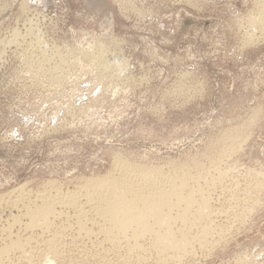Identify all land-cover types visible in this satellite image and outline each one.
<instances>
[{"label": "rangeland", "instance_id": "374dc122", "mask_svg": "<svg viewBox=\"0 0 264 264\" xmlns=\"http://www.w3.org/2000/svg\"><path fill=\"white\" fill-rule=\"evenodd\" d=\"M262 9L264 0H0V248L24 243L0 264H264ZM120 159L205 182L212 216L191 234L204 223L211 236L159 260L147 236L130 254L93 223L91 236L77 232L71 205L57 204L50 229L24 227L21 203L81 194L91 178L117 175Z\"/></svg>", "mask_w": 264, "mask_h": 264}, {"label": "bare ground", "instance_id": "6f19581e", "mask_svg": "<svg viewBox=\"0 0 264 264\" xmlns=\"http://www.w3.org/2000/svg\"><path fill=\"white\" fill-rule=\"evenodd\" d=\"M262 11L261 12L264 16V9H262ZM106 64L104 65L105 68L107 66H110ZM123 68L124 65H122L121 63L117 64L115 72L121 73V71L123 72ZM125 161L121 162V159L117 161L118 162L116 166L118 171L117 175L111 176L110 178H108L107 175V178H97L95 181H93L91 178L90 179L91 181L90 180L86 181L85 182L86 187L83 186L85 190L81 194L76 192L75 193L68 192L66 194L49 195L47 193L40 192L39 194L37 193L35 199L40 201V203L36 201L39 204H35V203L33 204L32 202L28 201L26 202L27 204L24 205V203L20 202L21 205L23 204L22 206H26L25 209L27 214L26 216L29 218L27 221L28 223H26V226L24 227L35 228V226H39L44 230L50 229L48 227L51 223L50 221L51 217H55L59 214V211L56 209L57 204L60 205L65 204L68 206L71 205L77 209V213L75 215L78 221V223L76 222L77 225L75 224L78 228V229L76 228L77 232H82L86 235L90 234L91 236L92 231L91 229H88L87 226H85V223L90 222V225H92L91 223H93V226H95L96 230L99 233H103L105 235V238L103 237L104 240L105 239L109 240V242H111V245L112 242L117 243V245L119 247H122V250L124 249V251L127 253L142 248L143 245L142 244L140 245L139 240L147 236L148 239H150L149 241L150 244L149 243L148 244L155 250V253L156 252L158 253L159 257L161 258V259L157 258L156 260L158 259L163 260L162 258L164 259L169 258L176 260L178 258H181L180 256L184 252L185 253L188 251L190 252L189 249L190 247H192L191 245L194 241L196 240L200 241L203 239L205 240L206 238H208V236H211L210 234L213 232L211 231L212 229H210L206 225L204 226V223L203 226H201L199 232H196L195 235H193V233L191 234L192 228L198 225L199 224L198 222H200L201 220H205L203 218L212 216V215H208L209 213L205 211L208 203L207 200L208 192L206 187L207 185L204 184L205 182H203L202 184L198 183V180H196L197 182L193 180L190 182L191 178L193 177L192 175H190L191 177L189 176L190 172L188 168L182 169L180 171L172 170L173 172L170 171L163 172L157 170V168L155 170L154 167L153 169L152 168L148 169L145 166L144 167L138 166L135 164L126 163ZM183 167L185 166L183 165L181 168ZM21 196L22 195L20 194L18 195L20 201L22 200ZM23 201L25 200L23 199ZM20 210H22V208ZM42 229H40V231ZM55 235H53L48 240L50 245L52 242V245L51 246L49 245L50 246L49 251L55 250L53 248V246L54 247L56 246V244L53 245L54 244L53 242L56 238ZM22 239L24 238L22 237ZM9 241H11V239ZM199 243L201 244V242H198V245ZM22 245L24 246V243H22L20 239L16 238L15 240L9 242L8 245L4 247L2 246L0 248V258H2V256H6V255L8 256L9 252L12 250L15 249L20 250V248H22ZM28 246L29 245H27V247ZM46 250L48 249L46 248ZM54 253L56 254L55 251ZM46 257L47 256H45L44 258ZM171 262L173 261L171 260Z\"/></svg>", "mask_w": 264, "mask_h": 264}]
</instances>
